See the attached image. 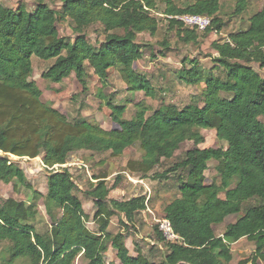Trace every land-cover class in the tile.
Masks as SVG:
<instances>
[{
  "label": "trees",
  "instance_id": "1",
  "mask_svg": "<svg viewBox=\"0 0 264 264\" xmlns=\"http://www.w3.org/2000/svg\"><path fill=\"white\" fill-rule=\"evenodd\" d=\"M34 1L32 12L23 4L13 9L0 3V184L13 182L15 188L20 184L32 193L27 201L0 195V241L11 244L8 263L24 259L28 264H76L82 258L84 264H105L104 253L111 245L120 264H232V245L245 237L254 242L255 250L238 264L264 261V5L249 18L247 28L212 42L217 53L212 69H203L193 59L192 67L179 72L186 84H205L203 106L190 103L179 108L164 103L153 109L140 101L134 116L126 119V105L112 103L100 91L98 97L106 100L112 119L119 125L105 129L84 117L71 121L42 99L43 92L32 79L34 56L53 60L42 73L43 79L53 83H61L74 73L88 90L94 74L103 90L109 84L111 69H115L130 94L143 92L156 98L157 89L148 74L135 67L147 48L137 42L138 36H156L159 32L160 22L154 12L163 5L161 14L168 28L174 29L180 40L197 43L199 32H222L221 1L194 0L183 7L175 0ZM56 1L61 2L60 9L52 7ZM246 8L247 0H238L234 13L242 14ZM181 14L207 15L211 24L198 30L169 18ZM60 19L71 21L74 40L60 35ZM95 26L104 36L98 46L88 35ZM162 45L170 49L167 40ZM206 129L215 130L227 146L201 148L205 142L202 130ZM187 141H193L194 147L161 176L167 177L172 171L185 173L178 176L180 195L164 207V218L171 222L179 239L168 241L157 232V240L167 250L159 261L152 258L159 252L157 247L146 253L137 242L133 255L124 231L113 234L109 229L114 216L126 228L134 223L148 208L147 195L111 198L112 188L118 186L121 177L112 187L107 175L94 177L87 191L97 206L91 217L75 193L77 183L71 171L63 167L80 150L119 157L138 144L143 155L130 160L127 171L146 178ZM10 155L42 156L47 169L61 168L49 174L46 195L33 189L25 170ZM212 161L218 162L220 184L206 182L205 172ZM43 197L52 220L45 232L35 225L38 201ZM232 215L240 216L218 235L215 226ZM91 218L97 231L88 227Z\"/></svg>",
  "mask_w": 264,
  "mask_h": 264
},
{
  "label": "rangeland",
  "instance_id": "2",
  "mask_svg": "<svg viewBox=\"0 0 264 264\" xmlns=\"http://www.w3.org/2000/svg\"><path fill=\"white\" fill-rule=\"evenodd\" d=\"M192 1L194 0H175L181 7ZM220 1L219 18L224 24L222 32L216 33V31H212L208 35H203V32H199L200 38L197 43H187L180 40L176 31L168 28V22L165 20V16L161 14L164 8L163 5H160L158 10L154 12L160 22V29L157 35L151 36L149 33H142L138 36L137 42L146 45L147 48H144L143 58L136 62L135 67L139 71L148 74L157 89L156 98L148 97L143 92L130 94L115 69H111L109 84L103 90L97 76L94 74H91L89 78L88 90L84 89L74 73L61 83H53L42 77V73L50 67L53 60L44 61L35 56L33 59L34 72L32 79L41 88L43 92L42 99L66 114L71 121L84 117L89 122L100 124L105 129L119 128V125L112 119L111 108L106 104L105 99L109 98L114 104L126 105L124 113L126 119H131L134 116L136 104L140 101H144L153 109L159 108L164 103L174 104L179 108H183L190 103L203 106L204 102L201 93L205 89V84L203 82L195 85L186 84L179 78V72L184 68L192 67L190 61L193 59L198 60L199 65L203 69H212L215 66L213 57L217 55L212 47V42L227 39L231 32L247 28L249 18L264 5V0H247L246 10L242 14L236 15L234 12L238 0ZM0 3L13 9H17L23 4L30 12L34 11L36 5L34 0H0ZM51 5L55 9H60L62 4L60 1H56ZM57 25L61 36L74 40L76 35L72 30L70 20L60 19ZM88 35L89 40L97 46L104 39V36L100 33L99 26L90 28ZM166 40L170 45V49H165L162 45ZM163 52L166 55H163ZM185 59L187 60L185 61ZM214 72L217 73V70L214 69ZM100 91H103L106 96L105 99L98 97ZM261 120L264 122V117H261ZM202 133L205 137V142L200 144L201 148L227 146L225 142L217 138L215 130L206 129L202 130ZM193 147L194 142L187 141L172 159H164L146 178L136 175L143 179L141 184L131 182L127 175L128 173L134 176L132 172L127 171L128 162L130 160H139L143 155V151L138 144L126 149L124 154L119 157L112 156L110 152L97 153L90 150H80L74 152L70 156L68 163L63 167H67L71 171L73 179L77 183L75 193L82 200L85 211L91 217L96 212L97 206L94 205L93 199L87 195V191L90 189L91 183L94 182V177L107 175V183L110 187L113 186L117 177H121L118 186L112 188L111 198L125 200L140 194L149 195L148 205L151 211H146V214L144 212L138 214L135 222L127 225V228L125 225L120 224L118 216H114L109 229L113 234L124 231L127 235L126 243L130 247L131 254H135L137 250L135 244L137 242L143 248V252L146 253L151 247H157L155 251L159 252H154V257L152 256V258L159 261L167 250L166 246L157 240L158 221L164 218V207L180 195L182 182L178 180V176H185V173L172 171L167 177L162 178L161 176L165 175L175 163L184 158L186 152ZM10 158L25 170L27 180L33 189L40 191L44 195L48 192L49 174L53 169H61L60 167L47 169L44 166L42 156L29 158L10 155ZM209 165V169L205 172L206 182L208 184L213 182L220 184L221 176L217 170L218 162L212 161ZM0 195L3 199L14 198L20 201H27L30 200L32 193L23 185L19 184L18 188H15L13 182L9 184L2 182L0 184ZM38 208L39 216L35 225L41 232L48 231L52 220L45 208V197L38 201ZM57 214L60 216L61 212L58 211ZM239 216L232 215L223 224L215 226L216 233L218 235L222 234L226 226L235 222ZM87 224L91 230H98L92 218ZM10 246L9 242L0 241V264H9ZM254 250V242L246 237L235 242L232 245L234 256L232 264H238L239 261L251 257ZM104 260L105 264H120L116 256V250L111 245L104 253ZM14 264L28 263L26 260L21 259ZM76 264H84L83 259L79 258ZM260 264H264V261H260Z\"/></svg>",
  "mask_w": 264,
  "mask_h": 264
},
{
  "label": "built area",
  "instance_id": "3",
  "mask_svg": "<svg viewBox=\"0 0 264 264\" xmlns=\"http://www.w3.org/2000/svg\"><path fill=\"white\" fill-rule=\"evenodd\" d=\"M169 18H176L182 22L185 26L194 27L198 30H204L211 24V18L207 15L202 14H181L177 16H169ZM64 166V165H63ZM128 177L131 182L135 184H141L143 179L137 176H132L128 174ZM150 199V196H147V200ZM159 231L162 232L166 240L175 241L179 239V236L175 234L171 222L167 218H162L158 221Z\"/></svg>",
  "mask_w": 264,
  "mask_h": 264
},
{
  "label": "crops",
  "instance_id": "4",
  "mask_svg": "<svg viewBox=\"0 0 264 264\" xmlns=\"http://www.w3.org/2000/svg\"><path fill=\"white\" fill-rule=\"evenodd\" d=\"M146 211H151V208H150V206L148 205V208L146 209V210H144V211H142V212H144L145 214H146ZM127 244V243H126ZM128 246V245H127ZM129 249H130V247H128ZM137 252H135V254H136ZM135 254H133V255H135Z\"/></svg>",
  "mask_w": 264,
  "mask_h": 264
}]
</instances>
